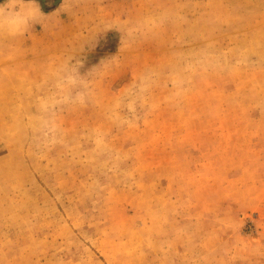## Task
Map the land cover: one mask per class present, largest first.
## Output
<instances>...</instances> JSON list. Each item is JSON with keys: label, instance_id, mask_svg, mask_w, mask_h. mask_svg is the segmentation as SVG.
<instances>
[{"label": "rangeland", "instance_id": "rangeland-1", "mask_svg": "<svg viewBox=\"0 0 264 264\" xmlns=\"http://www.w3.org/2000/svg\"><path fill=\"white\" fill-rule=\"evenodd\" d=\"M0 264H264V0H2Z\"/></svg>", "mask_w": 264, "mask_h": 264}, {"label": "trees", "instance_id": "trees-1", "mask_svg": "<svg viewBox=\"0 0 264 264\" xmlns=\"http://www.w3.org/2000/svg\"><path fill=\"white\" fill-rule=\"evenodd\" d=\"M2 0H0V2H1Z\"/></svg>", "mask_w": 264, "mask_h": 264}]
</instances>
